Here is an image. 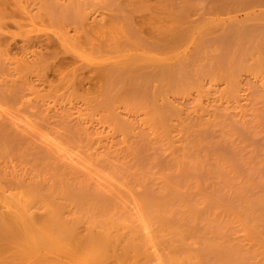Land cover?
<instances>
[{"label": "rangeland", "instance_id": "rangeland-1", "mask_svg": "<svg viewBox=\"0 0 264 264\" xmlns=\"http://www.w3.org/2000/svg\"><path fill=\"white\" fill-rule=\"evenodd\" d=\"M156 1L0 0V264H264V0Z\"/></svg>", "mask_w": 264, "mask_h": 264}, {"label": "bare ground", "instance_id": "bare-ground-1", "mask_svg": "<svg viewBox=\"0 0 264 264\" xmlns=\"http://www.w3.org/2000/svg\"><path fill=\"white\" fill-rule=\"evenodd\" d=\"M187 0H157L156 1V3L158 2V3H160L158 6L161 8V5H162V8H164L165 10H167L168 12H169V14H173V15H175L174 16V18H182V19H185L186 20V18H184L186 15H187V9H189V11H190V7H188V5L186 4V6L183 4L184 2H186ZM193 1H196V0H193ZM199 1H201V0H199ZM204 1H206V0H204ZM208 1H210V0H208ZM214 2L216 5H215V8L217 7L218 8V10H221V11H229V10H227V8H229V9H232V8H235V9H237V7L239 8V6H246V5H254L255 4V6H257V4L259 5V3H260V1L261 2H263L262 0H211L210 2ZM212 2V3H213ZM254 2H257V3H254ZM189 3V2H188ZM191 3V2H190ZM189 3V4H190ZM192 3H194V2H192ZM192 3L190 4V5H192ZM213 3V4H214ZM263 4V3H262ZM249 6V7H250ZM193 7H194V5H193ZM247 7V6H246ZM161 8V9H162ZM216 8V9H217ZM242 8V7H241ZM224 9V10H223ZM167 12V13H168ZM166 13V14H167ZM189 15V14H188ZM261 15V14H260ZM172 16V15H171ZM173 17V16H172ZM176 18V19H177ZM178 20V19H177ZM174 29V28H173ZM181 31V30H180ZM176 35H177V31H173ZM179 32V31H178ZM205 32V31H204ZM184 33V31L182 32V34ZM171 34H173V33H171ZM171 34H170V36L169 37H171ZM179 34V33H178ZM176 35H174V36H176ZM167 36V35H166ZM165 36V37H166ZM173 35H172V41H173V39L175 40V39H177V37L176 38H173L174 37ZM178 37H179V35H177ZM182 36V35H181ZM184 36V35H183ZM185 36H186V34H185ZM185 36H184V38H185ZM165 38V39H170V38ZM164 39V40H165ZM170 39V40H171ZM179 39H180V37H179ZM169 40V41H170ZM182 40H183V38H182ZM166 41V40H165ZM168 42V41H167ZM167 42H165L166 44H167ZM173 42H176V41H173ZM169 43V42H168ZM175 44V43H174ZM172 45V44H171ZM157 63H159V62H157ZM171 64H173V63H171ZM176 64V63H175ZM161 65V64H160ZM126 68H128V67H126ZM165 69V68H164ZM171 69V68H170ZM169 69V70H170ZM172 69H173V67H172ZM181 70V69H180ZM114 71H115V69H114ZM114 71H112V72H114ZM131 71H136V69L135 70H133V67H131V70L129 71V72H131ZM138 71V70H137ZM167 71H168V69H167ZM161 72V71H160ZM169 72H171V70L169 71ZM111 73V72H110ZM115 73V72H114ZM117 73V72H116ZM119 73H120V71H119ZM166 73V72H165ZM137 74H138V72H137ZM167 74H168V72H167ZM110 75V74H109ZM114 75V74H113ZM119 75V74H118ZM141 75H142V73H141ZM169 75V74H168ZM171 75V74H170ZM173 75V74H172ZM171 75V77H174V76H172ZM177 75V74H176ZM121 76H123V75H121ZM129 76V75H128ZM131 76V77H130ZM127 79L129 80V78L131 79V80H133V76L132 75H130ZM162 76V75H161ZM109 77V76H108ZM119 77V76H118ZM175 77H177V76H175ZM174 77V78H175ZM138 78V77H137ZM169 78H170V76H169ZM168 78V79H169ZM108 79V78H107ZM171 79V78H170ZM130 80V81H131ZM133 81H135V80H133ZM173 81H174V79H173ZM136 82V81H135ZM135 82H132L131 81V83H133V85H134V83ZM111 83V82H110ZM130 83V82H129ZM14 214V213H13ZM11 215V214H10ZM24 215V214H23ZM12 216V215H11ZM7 217V216H6ZM5 217V218H6ZM20 217V216H19ZM14 218H16V217H14ZM25 218V217H24ZM7 219V218H6ZM13 219V218H12ZM18 219V218H17ZM22 219V218H21ZM19 220V219H18ZM17 220V221H18ZM25 220H27V219H25ZM25 220H24V222H25ZM6 221V220H5ZM16 221V220H15ZM11 222H14V221H12L11 220ZM21 222V221H20ZM23 223V222H22ZM21 223V224H22ZM20 224V225H21ZM25 224V223H24ZM28 224H29V222H28ZM27 224V225H28ZM54 224H57V226H59V224L58 223H54ZM9 225H11V224H9ZM31 225V224H30ZM26 226V225H25ZM29 226V225H28ZM17 227V226H16ZM30 227V226H29ZM32 227V226H31ZM53 227V229H55L56 230V228H54V227H56V225H54V226H52ZM1 228V227H0ZM6 228V227H5ZM58 229H59V227H57ZM32 228H27V230L26 231H24V233H21V231L19 232L20 233V235H19V233H10V234H8V231H7V235H8V237H9V240H10V236L9 235H12V234H16L18 237H25L26 239H27V241L28 240H31L32 239V233H31V230ZM4 230V229H3ZM23 230V229H22ZM1 231V230H0ZM11 231H13V229L11 230ZM18 231V230H17ZM51 231V230H50ZM15 232V231H14ZM4 233V232H3ZM3 233H0V234H2L3 235ZM39 233V232H38ZM35 234V233H34ZM33 234V235H34ZM16 235H14L15 237H16ZM4 236V235H3ZM3 236H2V238H3ZM13 236V237H14ZM7 240H8V237H6V235L4 236ZM12 237V238H13ZM5 238H3V239H5ZM95 239H93V240H95L92 244H91V246L93 247V248H95V249H97L98 251H101V250H103V249H105L106 247H105V243H108V242H106V238H104L103 239V237H94ZM12 240V239H11ZM21 240H22V238H21ZM19 241V240H18ZM23 241V240H22ZM24 241H25V239H24ZM34 241V240H33ZM29 242V241H28ZM20 243V242H19ZM23 243V242H22ZM25 243L26 242H24V245H25ZM31 243V242H30ZM2 244H3V242H2ZM1 244V245H2ZM27 244V243H26ZM32 244V243H31ZM0 245V246H1ZM42 245V244H41ZM31 246H33L34 247V245H31ZM20 247H22V246H20ZM19 247V248H20ZM26 247V246H25ZM1 248H2V246H1ZM27 248V247H26ZM30 248H32V247H30ZM1 250V249H0ZM26 249L24 248V251H25ZM32 250V249H31ZM23 251V252H24ZM33 251V250H32ZM35 251V250H34ZM26 252V251H25ZM24 252V253H25ZM28 252H29V250H28ZM102 253V252H101ZM4 254V253H3ZM22 257V256H21ZM6 258V257H5ZM4 258V259H5ZM9 258V257H8ZM8 258H7V260H8ZM11 259V258H10ZM6 260V259H5ZM6 264V263H5Z\"/></svg>", "mask_w": 264, "mask_h": 264}]
</instances>
